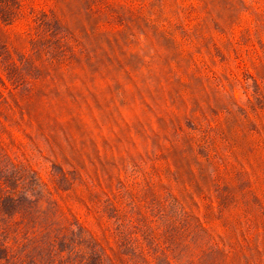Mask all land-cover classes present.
<instances>
[{"label":"trees","instance_id":"obj_1","mask_svg":"<svg viewBox=\"0 0 264 264\" xmlns=\"http://www.w3.org/2000/svg\"><path fill=\"white\" fill-rule=\"evenodd\" d=\"M199 1L0 0V264H264V0Z\"/></svg>","mask_w":264,"mask_h":264},{"label":"rangeland","instance_id":"obj_2","mask_svg":"<svg viewBox=\"0 0 264 264\" xmlns=\"http://www.w3.org/2000/svg\"><path fill=\"white\" fill-rule=\"evenodd\" d=\"M30 1L32 4L37 5V6L46 5L50 3V0H30ZM104 1H108V2L118 1L120 3L124 2L126 4H129L134 10L137 8H140L144 15L150 16V17H155V15L157 14L159 15V9L161 7L163 13L162 15H160L159 19L157 20V23L159 24V28H162V25L164 24V26L165 27L167 26V29H169V25L171 27V22L174 21L173 13H174V8H175V0H104ZM181 1L183 5H185L186 7H194V10L190 13V16L185 18V22H187V25L192 26L195 24V21L199 17L198 12H199L200 1L199 0H181ZM168 36L176 39V42H177L178 38L175 35H174L175 37L172 35H168ZM143 37L144 35L140 34V38L142 39ZM155 47L157 48L156 45ZM197 57L199 58L198 55ZM186 73H187V68H186V72L183 73V75L180 78V84L179 85L177 84L179 88L182 87V90H183V82L185 83L187 81ZM182 90L180 89L179 91L180 94L181 92L183 93ZM234 93L236 96L239 97L240 100L244 98L243 93L239 87H236V89L234 90ZM157 95H158V98H157L158 107L156 108L159 110V90L157 92ZM135 114H140L139 108H134V109L133 108L131 109L129 107L123 108V115L126 116V118L133 117ZM152 114H153L152 112H144L145 117H152V120H154L155 116ZM39 160L43 162L44 164H47V161H45L42 157H39Z\"/></svg>","mask_w":264,"mask_h":264}]
</instances>
